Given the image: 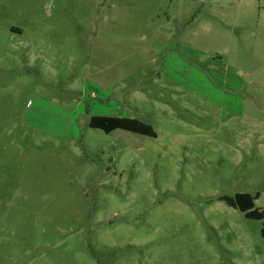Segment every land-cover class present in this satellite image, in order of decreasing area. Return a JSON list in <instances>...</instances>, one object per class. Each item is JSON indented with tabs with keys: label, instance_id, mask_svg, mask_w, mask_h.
Wrapping results in <instances>:
<instances>
[{
	"label": "rangeland",
	"instance_id": "obj_1",
	"mask_svg": "<svg viewBox=\"0 0 264 264\" xmlns=\"http://www.w3.org/2000/svg\"><path fill=\"white\" fill-rule=\"evenodd\" d=\"M237 192L264 208V0H0V264H264Z\"/></svg>",
	"mask_w": 264,
	"mask_h": 264
},
{
	"label": "trees",
	"instance_id": "obj_2",
	"mask_svg": "<svg viewBox=\"0 0 264 264\" xmlns=\"http://www.w3.org/2000/svg\"><path fill=\"white\" fill-rule=\"evenodd\" d=\"M88 125L93 128H100L107 133L119 128L144 135H156L150 124L134 117L96 114L90 117ZM258 197V192L253 194L249 192H237L234 196L224 195L220 199L230 206L237 208L248 218L263 220L261 234L264 237V208L255 206V200Z\"/></svg>",
	"mask_w": 264,
	"mask_h": 264
}]
</instances>
